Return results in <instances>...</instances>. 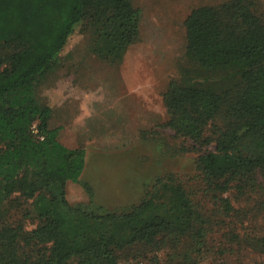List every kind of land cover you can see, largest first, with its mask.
<instances>
[{"label": "trees", "instance_id": "obj_1", "mask_svg": "<svg viewBox=\"0 0 264 264\" xmlns=\"http://www.w3.org/2000/svg\"><path fill=\"white\" fill-rule=\"evenodd\" d=\"M262 17L255 2L231 0L185 19L193 69L163 95L167 126L215 149L193 175L159 179L139 204L108 210L68 201L69 183L94 195L86 152L58 140L36 91L79 28L92 31L95 56L120 60L138 41L139 11L132 0H0V264H121L134 247L139 262L165 252L164 264H264ZM182 238L194 242L184 253Z\"/></svg>", "mask_w": 264, "mask_h": 264}, {"label": "rangeland", "instance_id": "obj_2", "mask_svg": "<svg viewBox=\"0 0 264 264\" xmlns=\"http://www.w3.org/2000/svg\"><path fill=\"white\" fill-rule=\"evenodd\" d=\"M228 1L132 0L140 15L139 38L114 62L92 52L91 30H76L62 52V67L36 91L38 100L51 108L49 125L59 129L58 140L86 152L82 179L94 195L82 183H69L71 204L127 209L139 204L159 179L193 175L197 157L214 151L215 144L192 143L167 126L163 95L172 80L182 78L185 66L193 69L186 58L185 19L196 8ZM251 1L264 19V0ZM6 51L0 50V56ZM36 225L25 219L27 230ZM193 243L182 238L177 250L184 253ZM136 253L138 247L127 250L121 264H164L168 256L147 253L148 260L139 262L132 257ZM245 257L243 262L251 264ZM235 261L226 259L225 264Z\"/></svg>", "mask_w": 264, "mask_h": 264}, {"label": "built area", "instance_id": "obj_3", "mask_svg": "<svg viewBox=\"0 0 264 264\" xmlns=\"http://www.w3.org/2000/svg\"><path fill=\"white\" fill-rule=\"evenodd\" d=\"M34 132H36V131L34 130Z\"/></svg>", "mask_w": 264, "mask_h": 264}]
</instances>
